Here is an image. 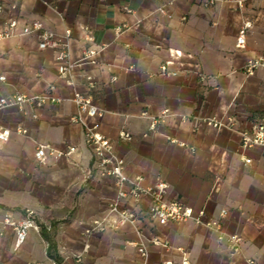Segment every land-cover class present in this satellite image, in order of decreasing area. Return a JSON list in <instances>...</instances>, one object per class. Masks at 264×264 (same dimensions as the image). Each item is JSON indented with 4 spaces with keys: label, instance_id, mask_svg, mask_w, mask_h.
I'll return each instance as SVG.
<instances>
[{
    "label": "crops",
    "instance_id": "obj_1",
    "mask_svg": "<svg viewBox=\"0 0 264 264\" xmlns=\"http://www.w3.org/2000/svg\"><path fill=\"white\" fill-rule=\"evenodd\" d=\"M215 1L204 8L197 0H0V31L18 23L0 43V97L40 95L53 84L61 99L37 110H0V125L12 132L7 143L0 142V220L7 212L22 219L30 210L53 241L49 252L42 231H30L16 249L14 231L0 224V264H183L184 258L189 264H264V148L242 147V133L264 125V70L244 72L248 61L264 57V0H245L242 9ZM247 20L253 27L246 46L237 49ZM34 21L57 36L72 31L73 63L87 48L98 51L93 62L75 68L73 85L58 76L57 52L39 50L38 35L24 34ZM164 64L177 75H162ZM75 92L89 95L103 111L86 119L98 121L100 132L115 142L129 178L142 177L143 187L165 182L167 201L204 210L205 221L219 220L226 209L221 230L192 221H146L145 239L162 243H148L146 259L134 245L138 236L131 226L86 235L93 219H115L108 206L116 186L99 176L84 129L71 121L77 115ZM165 111L151 130L150 118ZM183 116L232 120L233 128H196ZM19 127L27 133L18 134ZM121 130L131 134L130 142L119 140ZM38 144L77 151L39 165ZM149 201L130 207L144 212ZM231 236L242 240L234 256Z\"/></svg>",
    "mask_w": 264,
    "mask_h": 264
},
{
    "label": "built area",
    "instance_id": "obj_2",
    "mask_svg": "<svg viewBox=\"0 0 264 264\" xmlns=\"http://www.w3.org/2000/svg\"><path fill=\"white\" fill-rule=\"evenodd\" d=\"M204 8H210L215 5V0H197ZM229 3H234L239 9L244 8L245 0H225ZM160 12L165 14L164 8ZM185 19V18H183ZM17 21L14 20L8 25L7 30L0 31V43L12 37L13 31L17 27ZM251 21H245L239 31L236 48L243 49L246 46L247 34L252 29ZM128 29L127 25L123 26ZM123 28H118L121 32ZM37 34L39 38V50H55L57 52L56 60L59 65L58 76L65 81L67 85H73V75L76 67L84 62H93V59L98 54L95 49L87 48L82 53V58L79 63H73L70 56V39L72 31L67 29L63 36H57L45 29L43 24L39 21H34L30 26L25 28L24 34ZM88 41L92 42L93 38L88 37ZM259 69L264 70V57H259L248 61L244 66V72L248 76H253ZM162 75L176 76L177 73L170 72L166 64L161 66ZM0 81H5V77H1ZM56 90L55 85H51L46 93L40 95H27L15 93L9 96L0 97V110L8 107H17L21 112H25L27 107L34 110L41 109L49 104H58L61 99L54 95ZM72 101L77 107V115L71 118L72 123L80 125L84 129L85 144L91 150L95 162L96 170L100 177L110 178L115 182L116 196L110 201L108 210L109 214L115 216V219L110 220L106 217L95 218L90 222V228L86 230V235L94 232H104L107 229L117 230L125 226H131L135 229L138 240L134 245L142 258L146 259L148 255V243L152 245H162L160 241H147L143 236L141 226L146 221L157 222L160 225L173 223H186L189 221L198 225H206L221 230L222 221L227 217L228 211L223 209L221 211L219 220L205 221V211L200 210L195 212L191 207L185 206L178 200L167 201L165 198L167 184L159 181L153 186L143 187V178L137 176L133 179L125 174V159L120 157L115 152V142L100 132V123L95 121L89 124L87 119L95 120L102 116L103 111L100 110L94 103L93 99L80 92H75ZM168 111L163 112L162 116L151 119L150 129L154 130L156 124L163 120L168 115ZM147 117L146 113H143ZM87 118V119H86ZM183 121H193L197 128L199 123H205L208 127L215 129L229 128L232 129V120L228 123L219 121L215 118H203L199 116H183ZM18 134H26L27 130L19 127L16 131ZM11 130L0 125V142L7 143L11 137ZM119 140L121 142H130L132 136L125 130L119 133ZM261 146L264 148V125H257L253 132L242 133V147L244 149ZM77 149L74 146L68 147L66 150H58L48 144H38L34 153L35 160L39 165L48 164L50 159H61L64 157H71L76 153ZM246 164H250L251 160H244ZM149 198V206L144 212H137L130 207L131 204H139L144 198ZM34 212L27 210L26 215L22 219L15 218L10 212L3 215L0 220L2 229L10 228L14 231L16 242L15 248L19 249L26 241L30 231L41 232V227L38 225ZM241 238L238 236H231L228 238V248L231 256L241 252ZM165 245V244H163ZM89 249L88 245L85 251ZM82 258L79 256L77 262L81 263ZM249 264H257L254 260H249ZM37 264V263H36ZM183 264H189L187 258H184Z\"/></svg>",
    "mask_w": 264,
    "mask_h": 264
},
{
    "label": "trees",
    "instance_id": "obj_3",
    "mask_svg": "<svg viewBox=\"0 0 264 264\" xmlns=\"http://www.w3.org/2000/svg\"><path fill=\"white\" fill-rule=\"evenodd\" d=\"M41 231H42V234H43L45 240L49 242V252H51L52 247H53V244H52V243H53L52 238H51V236L48 234L49 232H48L45 228H43Z\"/></svg>",
    "mask_w": 264,
    "mask_h": 264
}]
</instances>
